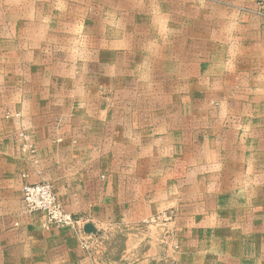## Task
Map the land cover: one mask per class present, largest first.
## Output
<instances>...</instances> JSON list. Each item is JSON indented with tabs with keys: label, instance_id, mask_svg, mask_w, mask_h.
I'll list each match as a JSON object with an SVG mask.
<instances>
[{
	"label": "rangeland",
	"instance_id": "rangeland-1",
	"mask_svg": "<svg viewBox=\"0 0 264 264\" xmlns=\"http://www.w3.org/2000/svg\"><path fill=\"white\" fill-rule=\"evenodd\" d=\"M27 2L28 10L8 12L72 25L71 33L91 34L109 48L113 43L112 72L105 57L75 55L44 59L45 72L32 74L35 83L91 85L66 91L79 98L76 105L113 106L114 154L97 138L98 150L83 155L91 157L83 161L88 178L64 187L83 198L64 203L63 187L44 180L67 212L87 221L85 235L76 238L87 243L89 257L97 264H264V0ZM132 39L140 46L128 52ZM129 55L139 56L140 72L121 68ZM39 87L34 92L50 103L65 91ZM3 115L18 129L11 141L19 156L39 166L22 110ZM131 115L146 127V147L138 153L119 132L127 131ZM159 125L174 134L154 143ZM90 213L140 216L105 225Z\"/></svg>",
	"mask_w": 264,
	"mask_h": 264
},
{
	"label": "crops",
	"instance_id": "crops-1",
	"mask_svg": "<svg viewBox=\"0 0 264 264\" xmlns=\"http://www.w3.org/2000/svg\"><path fill=\"white\" fill-rule=\"evenodd\" d=\"M29 8L27 0L20 3L17 0H0V264H97V259L89 257L71 230L44 229V220L27 212L21 192L24 181L21 175L26 174L29 183L50 180L62 186V200L67 203L83 198V193H74L64 187L72 186V182L76 185L74 180L88 178L84 172L90 170L84 167L83 161L91 162V157L83 155L98 150L97 138L104 137L105 152L114 154L115 145L119 144L113 134V106L106 105L104 110H100L101 107L94 108L93 105H76L73 99L79 98H72L75 95L66 92L90 89L91 85L84 88L77 82L35 83L32 77L35 72H45L48 63L44 59L47 58L62 59L76 55L91 60L102 56L106 58V65L113 67V43L109 48L108 42L99 44L98 38L91 34L83 36L79 32L71 33L72 25L68 29L69 25H59L56 21L51 25L52 21L48 24L47 20L41 18L14 17L8 12ZM137 46L140 45L132 39L127 45L128 52ZM127 57L121 68L127 67L125 72L129 73H135L134 70L140 72L141 67L136 65L139 56ZM112 67L109 69L111 72L114 71ZM19 74L25 77L20 83L16 78ZM37 86H40V90L56 86L65 91L56 94L57 99H52L53 103H50L49 97L34 92ZM17 91H25L23 97H18ZM7 110H22L41 157L39 166L29 164L19 156L17 147L11 141L12 133L18 129L14 123L5 120L3 112ZM102 111H105L104 114ZM135 117L130 116L127 131L117 128L126 140L123 144H128L127 148L135 149L138 153L146 147V127L144 120ZM103 123L105 130L100 126ZM153 131L154 143L159 141L156 138L161 139L167 132H173L172 128L166 129L162 125ZM80 174L82 176L77 177ZM113 184L111 181L106 185L112 197ZM109 202L113 204L112 199ZM90 214L105 225L111 224L115 217L128 219L140 216L139 213Z\"/></svg>",
	"mask_w": 264,
	"mask_h": 264
},
{
	"label": "built area",
	"instance_id": "built-area-1",
	"mask_svg": "<svg viewBox=\"0 0 264 264\" xmlns=\"http://www.w3.org/2000/svg\"><path fill=\"white\" fill-rule=\"evenodd\" d=\"M23 180L21 192L26 210L30 215L44 220V229H69L78 237L85 235L87 221L65 210L52 184L45 181L29 183L25 175ZM83 246L88 249L87 243Z\"/></svg>",
	"mask_w": 264,
	"mask_h": 264
},
{
	"label": "water",
	"instance_id": "water-1",
	"mask_svg": "<svg viewBox=\"0 0 264 264\" xmlns=\"http://www.w3.org/2000/svg\"><path fill=\"white\" fill-rule=\"evenodd\" d=\"M86 231H87V229H86Z\"/></svg>",
	"mask_w": 264,
	"mask_h": 264
}]
</instances>
